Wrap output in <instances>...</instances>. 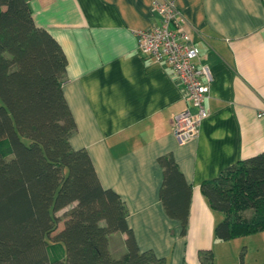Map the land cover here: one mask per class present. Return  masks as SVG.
<instances>
[{
	"label": "crops",
	"instance_id": "1",
	"mask_svg": "<svg viewBox=\"0 0 264 264\" xmlns=\"http://www.w3.org/2000/svg\"><path fill=\"white\" fill-rule=\"evenodd\" d=\"M156 1L30 5L35 24L67 58L63 90L77 126L71 145L88 151L103 187L126 203L140 250L167 264H203L200 251H212L214 264H240L248 245L241 238L216 240L224 216L211 210L201 185L264 152V0H164L181 11L199 62L213 76L209 115L190 142L173 133V118L189 109L184 89L166 63L138 49L136 32L159 24ZM168 154L193 187L185 236L159 199V158Z\"/></svg>",
	"mask_w": 264,
	"mask_h": 264
},
{
	"label": "trees",
	"instance_id": "2",
	"mask_svg": "<svg viewBox=\"0 0 264 264\" xmlns=\"http://www.w3.org/2000/svg\"><path fill=\"white\" fill-rule=\"evenodd\" d=\"M31 1L0 0V264H167L140 250L126 203L103 187L88 151L72 147L67 58L35 24ZM159 164V199L185 236L193 187L172 154ZM201 193L224 216L216 240L264 232V152L203 182ZM199 255L214 264L212 251Z\"/></svg>",
	"mask_w": 264,
	"mask_h": 264
},
{
	"label": "built area",
	"instance_id": "3",
	"mask_svg": "<svg viewBox=\"0 0 264 264\" xmlns=\"http://www.w3.org/2000/svg\"><path fill=\"white\" fill-rule=\"evenodd\" d=\"M159 24L136 32L139 52L158 63H166L185 91L189 109L173 118V133L180 142L198 138L209 112L206 101L213 76L200 64V51L188 31V22L174 2L157 0Z\"/></svg>",
	"mask_w": 264,
	"mask_h": 264
},
{
	"label": "rangeland",
	"instance_id": "4",
	"mask_svg": "<svg viewBox=\"0 0 264 264\" xmlns=\"http://www.w3.org/2000/svg\"><path fill=\"white\" fill-rule=\"evenodd\" d=\"M70 209V208H69ZM69 209H65L57 213L61 222L59 224V229L63 228L65 221V212ZM244 243H247L248 248H243L244 260L246 264H264V232L257 235H252L250 237L241 238ZM241 255V253H240ZM241 257V256H240Z\"/></svg>",
	"mask_w": 264,
	"mask_h": 264
}]
</instances>
